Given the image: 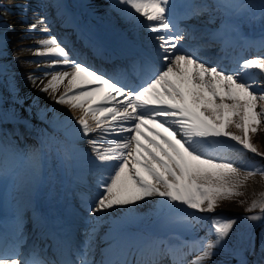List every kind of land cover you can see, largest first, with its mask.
I'll list each match as a JSON object with an SVG mask.
<instances>
[{
	"label": "snow or ice",
	"instance_id": "obj_1",
	"mask_svg": "<svg viewBox=\"0 0 264 264\" xmlns=\"http://www.w3.org/2000/svg\"><path fill=\"white\" fill-rule=\"evenodd\" d=\"M52 6L57 17L67 16L63 26L76 27L60 0H53ZM111 7L134 36L143 30L151 45L150 53L133 60L136 82L129 81L124 67L98 70L85 54L69 50L66 39L51 35L47 17L28 23L25 15L23 20L27 29L21 39L32 38L29 34L36 29L47 37L27 49L33 57L43 58L24 61L35 63L40 72L29 73L27 81L56 105L78 113L74 121L56 116L49 122L63 130L64 140L38 129L37 146L18 145L13 137L20 136L19 129L9 131L3 125L27 124L20 120L16 105L24 107L28 97L19 95L15 74L0 65V82H6L9 93L8 98L0 94V188L7 189L9 198L14 191L20 194L17 203L0 215V264H131L130 251L138 255L135 264H161V257L170 258L171 264H212L215 256L226 257L225 264H249L247 256L257 243L253 230L264 223V192L243 217L199 214H213L221 202L243 196L252 177L264 179V163L242 167L229 155L251 153L264 160V151L252 142L254 135L264 132V36L253 40L242 31L244 25L264 22V0H112ZM22 11L26 14L28 6ZM203 15L208 23L219 20V26L203 29L200 36L195 35V26L181 27L182 21ZM0 28L3 41L12 26ZM77 32L95 57L114 59L103 43L83 30ZM186 41L202 43L189 47ZM213 43L225 53L215 63L201 56ZM237 48L239 54L227 55ZM251 48L259 54L245 58ZM4 55L6 46L0 44V57ZM37 100L26 111L31 113ZM48 111L56 109H38V115L43 119ZM94 133L90 154L81 144ZM22 162L26 169H21ZM81 167L93 175L95 185L91 197L79 194L81 207L92 217L84 219L91 225L85 240L77 247L74 235H67L74 234V227L65 228V239L47 233L57 243L56 260L42 255L35 244L25 252V212L32 210L34 230L44 227L34 205L40 188L54 186L57 174L71 168L77 169L73 180L78 181ZM144 205H150L148 211L138 214ZM149 217L185 233L198 231L202 221H210V227L204 236L190 240L177 232L162 238L140 228ZM241 222L246 231L233 237ZM105 223L109 228L101 242L106 246L99 249L97 260L96 237ZM259 237L264 253V229Z\"/></svg>",
	"mask_w": 264,
	"mask_h": 264
},
{
	"label": "bare ground",
	"instance_id": "obj_2",
	"mask_svg": "<svg viewBox=\"0 0 264 264\" xmlns=\"http://www.w3.org/2000/svg\"><path fill=\"white\" fill-rule=\"evenodd\" d=\"M66 0H60V2L62 4H65ZM180 0H176L177 3H179ZM37 3H40V6L38 4L33 3V0L28 1V0H16L15 1V9H12V11L16 14L14 15V18L16 20L19 21V25H21V27H23L24 32L27 29V24L23 22L25 15L27 18V22L31 23L37 16L39 17H47L48 21L50 22L49 27L51 30V34L53 36H56L57 38H59L61 41L63 39V35L65 34V30H68V32L70 33V39L72 40H77L78 41V34L76 32V27H65L64 25V20L67 19V16L65 17H57L56 15V8L52 6L53 4V0H41V1H36ZM23 5H27L28 6V11L25 14L22 11V6ZM112 5V1L111 0H85V3L82 4L81 9L82 12H87L91 17H93L94 19L100 21L101 23H106L107 26H105V28L103 26H100L101 24H99L97 22V24H91L90 27L88 26L86 28L87 33H89L90 35H92L89 31L92 30L93 33H96V37L94 35L95 38L94 40H97L100 36H102L101 43H103L102 41L108 43L111 45V43L114 44H118V46H120V52L124 53L126 50H132V56L128 57L129 55H127V60L131 62V68H126V73H129V80L130 81H134L136 82L137 80V72H133V60L135 57H137L138 55H136L137 49L139 48L140 45H145L144 50L145 51H151V45L149 43V41L146 38V34L143 30H141L138 34V36H134L133 33L131 31H129V25H127L123 19H121V15L118 11H116L114 8L111 7ZM77 15V14H75ZM71 19L75 20V16H71ZM205 16H201L199 18H193V19H189L186 21H182L181 22V27L184 28H188L191 29L193 26H195V28L198 30L195 35L196 36H200L201 31L205 28L208 29H215L219 26V24L212 26L210 24L207 23V21H205ZM17 21V23H18ZM72 23L76 26L75 21H72ZM112 27H115V29L113 31H116L115 34H113L112 32ZM4 29H1V31H3ZM100 31L101 33L97 32ZM37 33V35L35 36L34 34ZM33 34V38H26V42L25 45L26 47H24L22 50V54L25 56H28V58L31 59H43V58H36L33 57L31 51L27 50L29 48H35L36 47V42L41 39V38H47L46 36H41L40 35V30L36 29L34 30ZM121 34V36L119 37V35ZM30 35V34H29ZM262 36H264V34L258 33L256 35H254L253 37H249L251 39H259ZM16 37V35H15ZM106 38V40H105ZM65 39V37H64ZM63 39V40H64ZM63 42V41H62ZM187 46L191 47L194 46L196 43H202V41H186ZM84 45V44H83ZM69 50L74 49L72 47H70L69 44L66 45ZM80 45H75V47H77L76 49H80L79 48ZM143 48V47H142ZM251 49H255V48H251ZM250 49V50H251ZM202 52L207 53V55L205 56L207 59H209L212 63H215V60L218 56H224L225 53L221 52L220 50V45L218 44H211L209 47L203 49L201 51ZM240 49L237 48L235 50L233 49H229L227 55L230 57L232 55H237L239 54ZM246 52V51H245ZM245 54V53H244ZM5 56V55H4ZM88 59L87 62L89 64H91V62H96L98 61V59L95 57ZM245 58H247V56H245ZM226 62V61H225ZM228 62V61H227ZM35 64V63H34ZM36 66V70H37V65ZM105 66L104 62L100 63V67L103 68ZM94 67H97L96 64H94ZM38 76L40 75V72L37 71L36 73ZM24 84V83H23ZM25 85V84H24ZM26 96L28 98H36V94L35 92V88L32 85H29V83L27 82L26 84V89L23 86ZM40 97H44L45 99L43 100V102H40V105L43 107L41 109L47 108V109H53V107L56 105L55 103L52 106H46L45 107V102L48 104L50 103L47 96L45 94H40L37 96L38 100ZM65 106H61V105H56L55 112L52 111H48L45 113L43 119H39L40 121H46L47 123L49 122V119L51 117H53L55 119L56 116H59L61 119H63L65 116L67 117H71V113H73V111L70 109L71 112L68 111L67 114H65V116H60L59 114H57L58 111L63 110ZM50 112V115L48 114ZM39 117V115L37 116ZM26 121V120H23ZM26 124L25 123H19L16 125H13L11 123L7 124L5 126L6 129H8L9 131H13L14 129H19V132H24V127ZM27 126L29 127L28 129H30V123H27ZM32 131V130H31ZM33 132V131H32ZM97 134H92L91 137H89L91 140L96 138ZM19 136H14V138L18 141L20 140L18 138ZM90 141H85L84 143V148L85 146L87 147V150L89 151V153L91 154V148L89 147L90 145ZM26 145H30L33 146V143H30L29 141H25ZM83 145V144H81ZM75 168H73L74 170ZM77 170V169H75ZM81 176L80 179L76 182L72 181L71 185H70V191H71V195H70V202H68L67 204V210H66V214L68 216L69 219H61V224L63 226H65L66 228H73L75 229L74 234L70 232V235H80L81 232V228L79 226L80 224V220H83L85 218H89L92 219V217H89L88 212H86L82 207H81V197H80V193H85L87 194L89 197L92 196V194L95 192V185H94V177L91 173L85 172L83 170V167H81L80 171ZM253 178V177H252ZM257 179V178H256ZM254 180V179H253ZM256 182V181H254ZM258 182V181H257ZM259 184V183H258ZM256 185V184H255ZM7 193V192H5ZM19 196H17V199L15 200V204L17 203ZM41 199H36L34 203H36V205L38 206V203H40ZM0 215H4L5 211L4 209L7 208V198L6 196L2 198L1 202H0ZM150 205H144V207L138 209V212H141V214H143V212L148 211ZM54 213H49L47 212L44 213L43 217L47 218L48 222H53L54 220H56L58 217L57 215H53L55 214V211L53 210ZM51 214V215H50ZM116 215H119V213H116ZM32 216V211L31 209H29L28 211L25 212V217L28 219L27 223L25 225V234L28 237L27 242L30 241L29 244L25 245L26 247V251H28L31 246L33 244L38 245L40 250L43 251L45 249H53L55 251V249L57 247H54L50 244H47L46 242H44L43 240L46 239L42 234L40 235H36L34 233V229H33V222L31 219ZM57 222V220L55 221ZM109 225L108 224H103L100 229L99 232L97 233V237H96V245H97V252H96V256L95 259H99V249L105 247L106 245L104 243L101 242V237L104 236V234L108 231ZM89 229V228H88ZM135 230V229H134ZM162 238L167 237L168 235H160ZM85 240V233H83L81 235V239H79L77 241L78 245L80 246L83 241ZM25 251V250H24ZM56 255L57 252L55 251ZM41 254L43 255V253L41 252ZM48 259L50 260H56L58 257L56 258H51L50 256H47ZM192 257H189V259H191ZM128 259L129 261H131V264H135L136 260L138 259V255L136 253H134L133 251H130L128 254ZM255 263H257L255 261ZM166 264H171V260L169 259V262H167Z\"/></svg>",
	"mask_w": 264,
	"mask_h": 264
},
{
	"label": "rangeland",
	"instance_id": "obj_3",
	"mask_svg": "<svg viewBox=\"0 0 264 264\" xmlns=\"http://www.w3.org/2000/svg\"><path fill=\"white\" fill-rule=\"evenodd\" d=\"M16 0H0V5L3 7L0 8V24H7L11 25L12 29L8 30L6 32V38L3 41H0V44H3L6 46V55L3 57H0V65H6L11 73H14V78L16 81V84L19 88V95L21 97H27L25 93V90L23 86L26 89V84H27V76L29 73H37L36 67L34 63H24V61H29L30 59L28 56H25L22 54V50L24 47H26L25 42L27 41L26 39H21L22 34L24 33L23 27L19 25V21L14 18V15H16L12 9H15ZM31 1V0H28ZM36 1H41V0H33V3L38 4L40 6V3H37ZM112 1V0H111ZM178 1V0H177ZM180 2V1H179ZM85 3L83 0H66L65 1V6L67 9V12L71 14V16H74V14H77V23L83 24L82 29L86 31L84 28L85 24L90 27L91 24H101L100 26H103L105 28L106 23H101L98 20H93L90 16H88L87 12H82L81 6L82 4ZM5 9L7 12H5ZM205 16V21H208V16ZM18 21V23H17ZM208 23V22H207ZM212 26H215L219 24V20H217L215 23H208ZM105 25V26H104ZM2 28H0V32ZM115 27H112V32L115 34L116 31H113ZM242 31L244 34H247L251 37L254 35L261 33L264 34V22H254L250 25H244L242 28ZM92 34V30H90ZM101 33L100 31H97ZM16 35V37H15ZM35 36L37 33L34 34ZM30 36L33 38V34L30 33ZM121 34L119 35V37ZM259 54L257 51L256 52H251L250 56L247 58H252L254 55ZM205 57L206 55L203 54ZM14 57H18L19 59H14ZM6 77L4 78V81H6ZM25 85H24V84ZM29 83V82H28ZM29 85H31L29 83ZM27 90V89H26ZM36 94V98H28L25 100L24 107H20L19 105H16L17 112L19 114L20 120H29L30 121V128L33 132H35L37 135V130L42 129L49 135L55 136L58 140H64L65 138H61L59 135H57L55 132L57 131L56 128L52 127L50 121H54V118L51 117L49 119V122L47 123L46 121H40L41 117L38 116V109L43 108L40 105V102H43L45 99L44 97H40L39 100H37V107H34L31 110V113L26 111L27 106L32 103L34 99H37V96L40 95L41 93H38L37 90L34 92ZM0 94H2L5 98H8L9 93L7 91L6 87V82H0ZM47 96V95H46ZM48 100L50 103L45 102V107L48 105L52 106L54 102L47 96ZM5 107L9 106V103H5ZM56 105L53 107L55 108ZM70 111V109L65 106L63 110H60L57 112L60 116H65ZM50 115V112L48 113ZM78 115V113H71V117L74 121L75 116ZM5 125H3L4 127ZM47 126L48 128H46ZM50 128V129H49ZM28 129L29 132L32 133V131ZM61 134L64 136L63 131H61ZM14 139V138H13ZM85 142V140L83 141ZM82 142L83 145L81 147L84 148V143ZM252 142L261 150L264 151V132H258L256 135L252 137ZM238 147V146H237ZM85 149L87 147L85 146ZM230 157L235 160L240 166L246 167L248 165H255L259 166L261 163H264V160L260 157H256L254 154L247 153L243 157L239 152L233 151L229 153ZM243 161V163H241ZM27 168V163L22 162L21 163V169H26ZM71 169L65 170L64 174L58 173V182L53 186L51 184H48L46 186H42L40 188V195L37 199H41L40 203H38V209H42L44 212H47L51 208H55L56 210H60L64 208V203L66 202L65 196L68 195L70 189V183H69V178L71 177L72 174ZM75 174H78V171L75 170ZM79 175L81 176V173L79 172ZM257 178V179H256ZM254 179V180H253ZM256 181V182H254ZM258 181V182H257ZM259 183V184H258ZM256 184V185H255ZM244 195L241 197H237L233 200L229 201H223L220 203L218 208L215 210L213 214H199V215H220L225 218H239L245 216L246 213L245 209L251 204L253 200L259 199L260 193L264 192V179H262L259 175L254 176L248 181L247 186L243 189ZM7 195V194H5ZM4 195V196H5ZM20 194L18 192H12L11 197L9 198L8 196L6 197L8 199V204H7V209H11L13 205H15V200L17 199V196ZM2 188H0V198L2 197ZM241 201H244V203H241ZM36 209V210H38ZM147 211L143 212L146 213ZM10 214V213H8ZM138 214H141V212H138ZM141 214V215H143ZM254 214H259V209L254 210ZM203 227L197 226L198 231L194 233H185L178 227H163L160 225L157 221H155L154 218L149 217L145 221H142L140 224V228L147 229L150 231L156 232L158 235H169L171 232H177L184 237H188L187 239H193L195 236H204L205 231L207 230L208 227H210V221H202ZM91 228L90 224H86L84 222L83 227L81 229L82 232H85L86 229ZM264 229V223L258 224L254 228V233L256 235V247L254 249V253L251 255H248V261L249 264H264L262 261H264V253H261L260 251V245H259V234L261 230ZM238 231H246V229H243L242 227V222L238 223L236 227L233 230V237H235V234ZM83 234V233H82ZM81 234V235H82ZM247 255V254H246ZM227 258L224 256H215L212 258V264H225ZM255 261L257 263H255ZM233 264L235 262L233 261Z\"/></svg>",
	"mask_w": 264,
	"mask_h": 264
}]
</instances>
